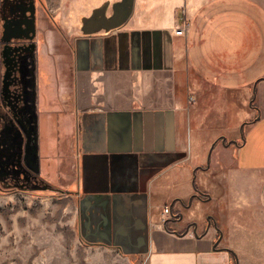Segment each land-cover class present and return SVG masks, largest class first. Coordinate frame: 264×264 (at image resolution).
<instances>
[{
  "label": "crops",
  "instance_id": "0c3cea01",
  "mask_svg": "<svg viewBox=\"0 0 264 264\" xmlns=\"http://www.w3.org/2000/svg\"><path fill=\"white\" fill-rule=\"evenodd\" d=\"M42 2L31 162L82 239L143 264H232L214 229H164L182 212L199 233L212 214L235 254L264 248V0Z\"/></svg>",
  "mask_w": 264,
  "mask_h": 264
},
{
  "label": "rangeland",
  "instance_id": "374dc122",
  "mask_svg": "<svg viewBox=\"0 0 264 264\" xmlns=\"http://www.w3.org/2000/svg\"><path fill=\"white\" fill-rule=\"evenodd\" d=\"M2 130L0 264H143L112 247L85 242L72 198L42 185L24 163L30 154L23 150L27 138ZM236 253L238 264H264V248H240Z\"/></svg>",
  "mask_w": 264,
  "mask_h": 264
},
{
  "label": "flooded vegetation",
  "instance_id": "af4514ba",
  "mask_svg": "<svg viewBox=\"0 0 264 264\" xmlns=\"http://www.w3.org/2000/svg\"><path fill=\"white\" fill-rule=\"evenodd\" d=\"M37 4L42 8V0H0V136L3 137L2 129H7V131H12L11 135L14 137L27 138L23 150L30 154L28 157L25 155L28 160L24 163L28 164L30 170H34L36 174L34 175L42 180L31 162L35 136L28 102L34 95L31 82H34L35 78L33 75L31 79L26 74L31 66L36 65V57L28 55L27 50L30 48L27 45L30 42L28 37L36 36L33 28L36 21ZM27 141H29L28 145ZM183 219L184 216L180 224L174 226L179 233L186 234L191 231L194 236L202 237L209 229H214L216 232L214 242L220 235L212 214L204 220L201 233L197 231L195 221L185 223ZM169 227L172 229L173 225ZM233 257L234 264H236L235 256Z\"/></svg>",
  "mask_w": 264,
  "mask_h": 264
},
{
  "label": "water",
  "instance_id": "95a60500",
  "mask_svg": "<svg viewBox=\"0 0 264 264\" xmlns=\"http://www.w3.org/2000/svg\"><path fill=\"white\" fill-rule=\"evenodd\" d=\"M232 142L234 144H237V142L234 141V140ZM196 191H197L198 197H201L203 195H206V194H204L203 192H201L199 190H196ZM182 216H183L182 212H179V213H176V214L170 212L169 218H167L164 221V223H163L164 224V229L167 230V231H169V232H171V233H173V234H175V235H178V236L184 235L185 234L184 232L179 233L178 230L176 228H174V226H177V225L180 224V222L182 220ZM169 224H172L173 225V228L172 229L168 226ZM220 238H221V232H220V235L217 238V240L214 242L212 248L215 249V250H227V251H230L235 256L236 264H238L237 256H236V254L234 253L233 250L228 249V248H223V247H220V246L217 245L218 242H219V240H220Z\"/></svg>",
  "mask_w": 264,
  "mask_h": 264
},
{
  "label": "built area",
  "instance_id": "2783aa9c",
  "mask_svg": "<svg viewBox=\"0 0 264 264\" xmlns=\"http://www.w3.org/2000/svg\"><path fill=\"white\" fill-rule=\"evenodd\" d=\"M176 33H181V29H178V30H176ZM169 207L168 206H166V207H164V212L166 213V214H168L169 213Z\"/></svg>",
  "mask_w": 264,
  "mask_h": 264
},
{
  "label": "trees",
  "instance_id": "16d2710c",
  "mask_svg": "<svg viewBox=\"0 0 264 264\" xmlns=\"http://www.w3.org/2000/svg\"><path fill=\"white\" fill-rule=\"evenodd\" d=\"M42 5H43V7H45V4H44V2H42Z\"/></svg>",
  "mask_w": 264,
  "mask_h": 264
}]
</instances>
